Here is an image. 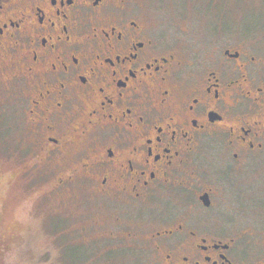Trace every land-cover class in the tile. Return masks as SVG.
I'll return each instance as SVG.
<instances>
[{
    "label": "flooded vegetation",
    "instance_id": "1",
    "mask_svg": "<svg viewBox=\"0 0 264 264\" xmlns=\"http://www.w3.org/2000/svg\"><path fill=\"white\" fill-rule=\"evenodd\" d=\"M4 86L24 173L52 168L48 193L86 190L115 221L136 209L149 264H264L262 58L186 61L134 0H0ZM60 230L50 264H79L68 218Z\"/></svg>",
    "mask_w": 264,
    "mask_h": 264
},
{
    "label": "rangeland",
    "instance_id": "2",
    "mask_svg": "<svg viewBox=\"0 0 264 264\" xmlns=\"http://www.w3.org/2000/svg\"><path fill=\"white\" fill-rule=\"evenodd\" d=\"M134 2L148 14L166 45L186 61L211 62L226 48L249 51L264 60V0ZM15 96L10 86L0 88V264L55 261L64 248L53 233L61 232L65 218L74 236L65 246H79L75 254L79 264H149L144 237L153 223L140 219L136 209L115 221V211L86 190L77 194L80 189H75L74 198L65 193L69 189L48 193L56 180L49 176L52 168L38 162L24 173L32 161L15 156L30 141ZM114 233L116 240L111 238ZM4 242L9 249L2 247Z\"/></svg>",
    "mask_w": 264,
    "mask_h": 264
}]
</instances>
